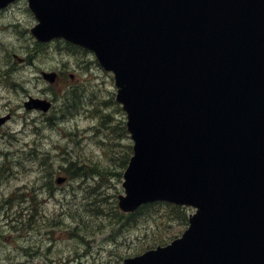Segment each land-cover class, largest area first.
<instances>
[{"label": "water", "instance_id": "obj_1", "mask_svg": "<svg viewBox=\"0 0 264 264\" xmlns=\"http://www.w3.org/2000/svg\"><path fill=\"white\" fill-rule=\"evenodd\" d=\"M29 6L38 40L64 37L115 73L134 140L122 210L156 200L197 207L181 236L122 264H264V0Z\"/></svg>", "mask_w": 264, "mask_h": 264}, {"label": "rangeland", "instance_id": "obj_2", "mask_svg": "<svg viewBox=\"0 0 264 264\" xmlns=\"http://www.w3.org/2000/svg\"><path fill=\"white\" fill-rule=\"evenodd\" d=\"M36 22L27 0L0 11V115H12L0 129V203L20 190L34 196V188L44 212L41 228L19 234L0 227V264H120L148 246L168 242L187 226L192 208L177 220L167 203L148 205L121 222L109 215L118 207L117 196L124 191L120 174L133 153L113 73L94 53L64 39L38 44L29 31ZM42 70H56L60 82H48ZM29 96L52 100L51 110L27 109ZM18 159L23 164H16ZM70 161L98 164L99 171H90L88 164L87 172L79 176L75 169L73 174L66 168L73 169ZM50 168L54 181L68 176L52 191L48 177L43 178ZM0 213L6 215L1 207ZM77 226L84 238L73 231ZM22 247L35 250L26 253Z\"/></svg>", "mask_w": 264, "mask_h": 264}, {"label": "trees", "instance_id": "obj_3", "mask_svg": "<svg viewBox=\"0 0 264 264\" xmlns=\"http://www.w3.org/2000/svg\"><path fill=\"white\" fill-rule=\"evenodd\" d=\"M105 124H108L107 122ZM65 153H69L67 151H65ZM5 155H7V153H4ZM16 164H23L22 160L18 159L15 161ZM71 164H74L73 169L71 167H66L68 171H72L73 174H76V172H73V170H79L77 173H79V176H81V174L83 172H87V168H88V164L91 168L90 171L93 172H98L99 171V167L98 164H92L87 162L86 165L81 166L77 163H73V161H70ZM65 168V170H66ZM52 169H48L47 172L49 174H47L46 176H44L43 178L48 177V183H46L47 186H51V191L52 188H55V182L56 179L54 181V176L55 174L52 173ZM89 171V172H90ZM70 173V174H72ZM72 174V175H73ZM102 174V173H100ZM32 193L34 196L29 195L26 191H19L17 193H14L13 195L4 198L3 203H0V207L2 209V213H5L6 215H2L0 213V227L2 226H7L9 228V231H16L19 234L24 232V231H31V230H35L38 228H41L43 225L42 221V217H43V211L40 208V203H41V199L39 198V196L41 195V193L37 190H35L34 188L31 189ZM16 195V196H15ZM29 200H31L30 205L24 206V204L26 202H29ZM166 203H158L157 205H161V206H165ZM169 205L172 207L170 213L177 219V218H181L183 214H185L186 211H184V208L179 207L175 204H170ZM96 212L101 214L103 212L102 209L97 208ZM78 221L82 222V219L80 218L81 216L77 213H73L72 214ZM106 217H111V220L116 219L118 222H121L124 218V215L122 213L119 212V210L117 208H115V210L112 212V214L105 213ZM128 219V218H127ZM83 225L85 227L88 226L87 223L83 222ZM84 226H82V228H84ZM81 230V226H77L73 229V231L76 232L77 236H81L82 234L80 233ZM5 232V233H9ZM22 250L25 251L26 253H31L32 250H35V248L30 247V248H26V247H22Z\"/></svg>", "mask_w": 264, "mask_h": 264}]
</instances>
